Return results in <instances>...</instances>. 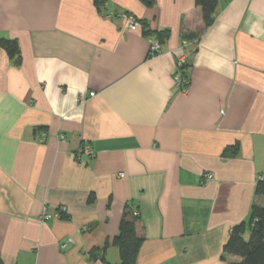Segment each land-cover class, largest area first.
I'll return each mask as SVG.
<instances>
[{"label":"crops","instance_id":"0c3cea01","mask_svg":"<svg viewBox=\"0 0 264 264\" xmlns=\"http://www.w3.org/2000/svg\"><path fill=\"white\" fill-rule=\"evenodd\" d=\"M98 1L0 0V38L19 46L0 49L3 264H117L129 205L135 264L239 263L223 245L264 206V0H218L206 28L195 0ZM143 27L164 33L160 54Z\"/></svg>","mask_w":264,"mask_h":264},{"label":"trees","instance_id":"16d2710c","mask_svg":"<svg viewBox=\"0 0 264 264\" xmlns=\"http://www.w3.org/2000/svg\"><path fill=\"white\" fill-rule=\"evenodd\" d=\"M143 1L148 2V0ZM217 1L218 0H195V4L200 8L203 28H206L212 22ZM101 3V0L97 2V4ZM136 19L140 22L141 27H145L146 24L143 19L137 17ZM203 28L201 30H203ZM144 34H147L150 39H156L161 45L160 39L164 33L160 32L156 35V32L150 31V29H144ZM188 38L190 39L192 37L189 36ZM0 49H3L10 58L19 56V46L16 39L0 38ZM237 152L238 143L230 146L229 150H225L224 155L227 154L228 156H233ZM260 175L263 178H258L255 185V195L257 197L264 196V173ZM60 217H62V215ZM139 219V215H134V209L132 206H126L119 223L117 234L112 240V243L118 248L119 261L117 264H135L136 262L139 248L143 242V235L137 230ZM247 226L249 227L250 232L248 238H245L244 233ZM223 252L239 256L241 261L237 264H264L263 205L257 202L253 203L248 222L246 223L242 221L233 225L228 238L223 245ZM0 264H3L1 255Z\"/></svg>","mask_w":264,"mask_h":264},{"label":"built area","instance_id":"2783aa9c","mask_svg":"<svg viewBox=\"0 0 264 264\" xmlns=\"http://www.w3.org/2000/svg\"><path fill=\"white\" fill-rule=\"evenodd\" d=\"M118 15H120L126 21L127 27L129 29H136L137 27H139L141 25L140 22L136 19V17L131 13L120 12V13H118ZM183 45H186V43H183ZM161 51L162 50H161L160 43L156 39L151 38L150 39V45H149V51H148L149 55L155 56V55L160 54ZM184 63H185L184 54L178 55L176 58V67H175V72L173 74V78H174L175 86L179 87L181 90H183L187 84V78L183 74ZM94 95H95L94 92L89 93L90 97H92ZM58 140L60 142H64L66 140V138L63 134H59ZM79 153H84L89 157H92V155L94 154L93 150L88 146L80 149ZM120 175H121V173H120ZM212 178H213L212 173L207 172L203 175L201 182L206 183V182L210 181ZM258 178L261 179L263 177L261 175H259L257 177V179ZM63 211H64L63 206L57 207L53 212H49L48 208L44 207L43 211L41 213V216H40V220L44 221V220H47V219L52 218V217H60L61 213H63ZM134 215H138V213L136 211H134ZM65 245H66L65 243H62V247H65Z\"/></svg>","mask_w":264,"mask_h":264},{"label":"rangeland","instance_id":"374dc122","mask_svg":"<svg viewBox=\"0 0 264 264\" xmlns=\"http://www.w3.org/2000/svg\"><path fill=\"white\" fill-rule=\"evenodd\" d=\"M182 54H184V53H182Z\"/></svg>","mask_w":264,"mask_h":264}]
</instances>
